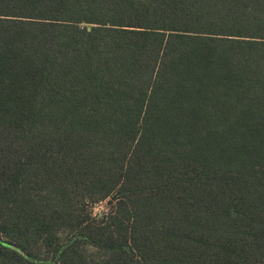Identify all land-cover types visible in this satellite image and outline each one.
Instances as JSON below:
<instances>
[{"label": "trees", "instance_id": "obj_1", "mask_svg": "<svg viewBox=\"0 0 264 264\" xmlns=\"http://www.w3.org/2000/svg\"><path fill=\"white\" fill-rule=\"evenodd\" d=\"M0 264H264V0H0Z\"/></svg>", "mask_w": 264, "mask_h": 264}, {"label": "rangeland", "instance_id": "obj_2", "mask_svg": "<svg viewBox=\"0 0 264 264\" xmlns=\"http://www.w3.org/2000/svg\"><path fill=\"white\" fill-rule=\"evenodd\" d=\"M102 206H105V203H103V204H100V205H97L96 206V211H94V212H100V211H102ZM91 251H92V249H91Z\"/></svg>", "mask_w": 264, "mask_h": 264}]
</instances>
